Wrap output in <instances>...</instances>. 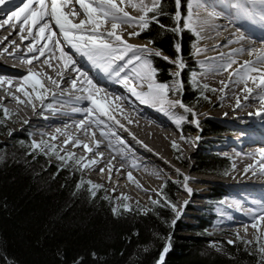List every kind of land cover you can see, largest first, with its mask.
I'll return each instance as SVG.
<instances>
[{"label":"bare ground","instance_id":"bare-ground-1","mask_svg":"<svg viewBox=\"0 0 264 264\" xmlns=\"http://www.w3.org/2000/svg\"><path fill=\"white\" fill-rule=\"evenodd\" d=\"M58 2L61 11L68 14L73 23L78 24L85 19L83 10L75 0ZM145 2L150 6L151 0ZM238 2L247 3L257 10L259 8L258 0H207L193 14L196 30L203 36L198 56L201 66L197 70L201 73L200 79L214 88L211 100L206 101L209 108L202 116L213 113L226 121L219 131L228 133L211 138L208 142L212 148L224 150L236 160L235 169L225 181L189 175V171L196 168L189 163V156L200 141L198 133H187L189 126L186 119L192 114L179 106L172 107L166 101H153L145 97L149 102L144 103L121 82L128 75L130 87H134L137 92L148 91L146 85L141 86V82L131 75V68L136 63L133 61L132 65L127 64L133 58L131 52L123 60H114L110 65L103 61L94 63L71 48L63 40L58 26L48 17L31 26V33L30 21L29 24H23L24 31L21 32L22 21L11 15L22 7L21 0H4L0 3V106L12 103L11 108L5 106L15 117L12 121L21 129L32 131L34 142L41 146L50 140L55 149L61 150L64 155L73 153L76 157H84L82 163L97 161L85 167L89 177L94 183L109 185L129 201L134 202L141 195L146 200L152 199L163 180L172 176L185 175L189 180L187 187L192 189L189 193L183 188L187 194L177 199L180 205L188 202L192 193L204 196L214 184L223 185L226 190L218 215L222 232L232 231L250 237L253 241L258 239L263 242L264 219H260V216L264 215V169L259 162L262 160L260 150L264 146L261 149H245L257 142L264 145V102L260 99L264 96V88L258 86L261 74L250 73L257 79L256 83L247 81V87L253 90L249 94L245 90V82L234 73L245 61L255 62L264 51V25L258 18L240 14L232 6ZM45 4L50 7L51 0H45ZM194 5H197L196 1ZM120 6L132 17L142 15L138 8L131 6L129 0H124ZM213 11L219 15L210 17L208 13ZM45 23L50 25L51 31L45 29L41 34L40 27ZM110 27L111 21H106L104 29L110 30ZM118 31L128 43L147 45L149 49L156 50L150 42L141 38L142 34L128 35L134 31L140 32L134 23L120 24ZM241 35L244 39L238 40ZM55 41L60 42L59 47L55 46ZM30 48L32 51H29ZM41 48L44 49L43 55L39 51ZM61 48L75 61L74 66L65 67V61L59 59ZM237 49L243 50L234 51ZM249 52L253 54L249 55ZM231 60L236 63L226 68ZM251 66L264 70V64L253 63ZM58 71L62 73L63 79L57 76ZM30 72L34 79L48 89L47 92L43 89L35 92L32 90L30 82L24 79ZM117 72H120L119 76ZM48 77L57 80L60 86L55 87ZM88 79L95 85V89L86 83ZM73 80L76 81L75 87L72 85ZM155 80L161 83L157 75ZM20 88H24L30 95L26 96ZM83 89L92 92L98 105L84 99L88 92ZM38 94L43 96L42 101L36 99ZM176 94L177 91H170L167 101L179 99ZM14 97L20 101L31 98L32 104L18 103ZM89 108L95 109L91 117L86 116L85 112ZM100 108L105 109L112 119L103 115ZM181 116L184 119L177 124L176 120ZM95 118L103 122L101 126L92 122ZM82 120L88 125L87 133L77 126ZM101 131L109 134L102 135ZM69 138L71 140L66 144L65 140ZM75 140L87 144L92 151H87L83 146H74L72 141ZM173 142L179 146V150L183 149V160L175 155ZM173 159L188 171L181 170L172 162ZM101 169L104 171L101 172ZM244 206L253 209L244 210ZM253 224L257 227H253Z\"/></svg>","mask_w":264,"mask_h":264},{"label":"trees","instance_id":"trees-1","mask_svg":"<svg viewBox=\"0 0 264 264\" xmlns=\"http://www.w3.org/2000/svg\"><path fill=\"white\" fill-rule=\"evenodd\" d=\"M189 1L180 0L177 22L175 0H161L159 23L151 22L141 38L172 56L178 55L175 44L180 43L186 64L180 73L181 98L198 109L204 104L191 81L197 37L183 28ZM177 26L179 33L167 30ZM153 64L160 82L168 84L163 81L172 80L173 65L157 56ZM219 129L207 118L200 130L206 136ZM197 161L203 172L227 169L230 163L216 153L203 154ZM81 182L72 169L47 161L28 139L13 133L0 111V264H157L169 238L164 264H264L263 256L238 240L229 243L225 238L174 231V227L205 231L211 225L206 214L198 215L196 223H173V212L164 200L127 211L103 190ZM174 191L170 183L165 186L167 200Z\"/></svg>","mask_w":264,"mask_h":264},{"label":"snow or ice","instance_id":"snow-or-ice-1","mask_svg":"<svg viewBox=\"0 0 264 264\" xmlns=\"http://www.w3.org/2000/svg\"><path fill=\"white\" fill-rule=\"evenodd\" d=\"M4 0H0V3H3ZM22 7L17 8L16 11L12 12V17H15L17 20L22 21L21 32L24 31L23 24H29V32L31 33V26L39 24L41 21L45 20L48 17L50 20L54 21L55 25L58 26L59 31L63 37V40L76 52L81 53L84 56H87L89 60H92L94 63L97 61H103L107 64H111L114 60H123L125 56L131 52L133 54V58L129 59L127 64L132 65L133 61H135V66L131 68V75L141 82V86L146 85L148 91L147 92H137L134 87L129 86V76L126 75L123 80L121 81L126 87H128L129 91H131L134 95H136L142 102L147 103L149 99L153 101H166L172 107L179 106L185 112L192 114L195 116L193 108L184 105L181 99L167 101V95L170 91H179L183 87V83L180 80L174 81V84L170 86L166 83H158L155 80V76L157 73V69L153 66L152 60L150 59L151 56L161 57L162 59L169 61L170 63L175 64L178 68V71L173 73V76L176 78L180 77V70H183L186 67V64L180 55L181 52V45L180 43L175 44V49L177 52V58L175 61L170 60L169 57L163 56L161 51H153L149 49L147 45H134L127 42V40L122 38V34L118 31L120 28V24H135L140 28V31L147 30L149 24L151 22L159 23L158 17L161 15V0H151L150 6L149 3H146L145 0H129L131 6L133 8H138L142 15L139 17H132L127 11L124 10L120 4L124 3V0H120V3H117V0H75V3L79 5V7L83 10V15L85 16L84 20H81L78 24L73 23L69 18L68 14H65L61 11V4L58 0H51L50 7L45 4V0H21ZM177 11L175 13V19L177 22L181 20V13L179 11L180 7V0H175ZM197 6L201 3L206 4L207 0H196ZM259 8L258 10L255 8H251L247 3H236L232 6L237 8L238 12L248 18H258L260 23L264 25V0H258ZM33 5H35L33 7ZM95 5V6H93ZM192 2H189V13L188 17L183 24L184 29H189L196 34L199 38L200 33L196 30L195 22L193 20V13L191 11ZM151 13V16L149 14ZM72 15H76V13H72ZM210 17H214L219 15L217 12L213 11L208 13ZM106 21H111L110 30L104 29V25ZM5 23L7 24L8 21L6 20ZM87 25V27H86ZM164 27V26H161ZM45 29L51 31V27L49 24L45 23L40 27V33L43 34ZM104 29V30H102ZM173 32H181L182 29L177 26L172 29H167ZM140 32L134 31L129 33V36H137ZM23 39V37H22ZM244 37L241 35L238 37V40H243ZM60 42L55 41V46L59 47ZM243 49H237L234 51H242ZM29 51H32L30 48ZM41 55L44 54V49H39ZM61 55L59 57L60 60L65 61V67L68 65H75V61L72 59L68 53L64 52L63 49H60ZM255 50H253L254 52ZM199 52V49H197ZM253 52H249V55H252ZM140 53V55H137ZM31 62V61H29ZM45 63H49V61H45ZM236 63L235 60H231L225 67L230 68L232 64ZM253 63H260L264 64V51L261 52L260 56L257 57L255 62L252 61H245L240 68L235 70V75L239 76L240 80L245 82V90L251 94L252 89L247 87V81L251 80L253 83H256V76L250 75V73H260L261 77L259 80V87L264 88V70L256 67H252ZM51 66V65H49ZM78 71V69H77ZM86 75V74H84ZM117 76L120 75V72L116 73ZM57 76L60 79H63L62 73L57 72ZM25 81L30 82L32 90L35 92L38 89H43L45 92L48 89L44 88V85L37 79L33 78V74L30 72L28 76L24 77ZM50 82L55 86L59 87V83L57 80L53 79L52 77H48ZM195 79V78H193ZM86 83L92 85V88L95 89V85L92 84L90 79L86 80ZM73 87L76 86V81H72ZM207 88V85L203 86ZM20 91H24L26 96L30 94L25 91L24 88H20ZM84 91L88 92V95L84 97V99H88L92 101L93 104L98 105V101L93 98L92 92L88 89H83ZM97 91H99L97 89ZM148 97L149 99H145ZM18 103H28L32 104V99H28L27 101H20L18 97H14ZM36 99L43 100L42 95H37ZM247 99V97H245ZM261 101L264 102V96L260 97ZM237 106H239V98H237ZM34 107V105H33ZM95 111L93 108L86 109V116L91 117L92 113ZM99 111L103 113V115L108 116L109 119H112L109 116L108 112L100 108ZM5 115L8 114V110L4 109ZM184 119L183 116L177 118L176 123L179 124ZM92 122H94L98 127L102 125V121L99 118H95ZM197 126L199 124L198 121H194ZM27 123V121H25ZM78 127L82 128L86 133L88 131V125L85 124V121H79ZM59 131V130H58ZM102 135H108L109 133H105L101 131ZM94 135V133L92 134ZM55 139V137H53ZM71 138L65 140V143H69ZM43 143V142H42ZM74 146H83L87 151H92V149L87 145L83 144L79 140L72 141ZM98 146V145H97ZM32 147L34 149L40 148L41 145L33 142ZM53 152H56L54 145H47ZM172 147L174 149L179 150V146L173 142ZM58 158L61 161H65L66 159H75L73 153H67L66 156H60L59 153H56ZM102 155V154H101ZM260 155L262 160L259 162L262 169H264V149L260 150ZM85 160L84 157H80L77 160V163L80 164L81 167H89L97 161L89 160L87 163H82ZM252 167V165H249ZM247 170V169H246ZM104 170L101 169V172ZM179 171V170H177ZM129 179L131 180V173L128 174ZM188 178L185 177V180ZM83 183V181L81 182ZM89 184L92 185V190L98 189L101 185L92 184L91 181H88ZM79 187V185H78ZM184 187L186 190L191 193L192 189L187 187L185 183ZM95 192L93 191V195ZM123 199L127 200V197H122ZM153 203H159V201H153ZM187 203V202H185ZM125 210L131 211V208L128 205L123 206ZM173 209L175 210V205H172ZM113 212L116 213L117 209H113ZM180 213L177 212V216L179 217ZM260 219H264V215L260 216ZM175 223V221H173ZM253 227H257L256 224H253ZM229 243H232L229 241ZM248 243H251L250 241ZM170 248V238L169 243L164 247L162 253L159 256L157 264H164L165 262V255L169 251ZM259 251L264 254V247L259 248ZM95 255V254H93Z\"/></svg>","mask_w":264,"mask_h":264},{"label":"rangeland","instance_id":"rangeland-1","mask_svg":"<svg viewBox=\"0 0 264 264\" xmlns=\"http://www.w3.org/2000/svg\"><path fill=\"white\" fill-rule=\"evenodd\" d=\"M195 1L196 0H191V2H192L191 11L193 12V14L195 12L199 11V9H200V6L194 5ZM187 9H188L187 15H186L185 19L183 20V24L188 17L189 4H188ZM149 16H151V13L149 14ZM194 21H195V19H194ZM139 30H140V28H139ZM142 33H143V31H140V34H142ZM146 40H148V39H146ZM202 43H203V36L200 33L199 38L197 37V41H195V43H194L195 47H196V49H195L196 55L194 58V69L191 73V81L194 84L196 91L199 93V95L201 97L200 102L203 103L204 106H202L201 108H198V109H194L190 105H186V106L193 108V111L195 113V116L192 115V116H190V118L187 117V119H186V124L189 126L187 129V133L191 134V135L198 133L200 136V141L195 145L196 146L194 148L195 151L191 154V156H189V163L192 166H195L197 169L196 168L191 169L189 171V175L190 176L191 175L197 176V177L211 178V179L213 178V179H216L218 181H225L228 178V176L231 174L233 169H235V167H236V166L233 167L234 159L231 155H224V156H227L229 158L230 164H231L230 167L227 169L218 167L215 169V172H213V171L212 172H203V171H199V169H198L199 164H198L197 159H198V157L202 156L203 154L216 153V154L223 155L220 150L212 148L213 146L208 142V140L211 138L221 137L223 135L228 134V133H226V131H221L217 134H212V135L209 134V135L204 136V135H202V132L200 130V129H202L204 121L207 118H211V119L215 120L222 127L226 123V121L216 117L213 113L202 116L203 112H205L209 108V104L207 102L209 100H211V98L213 96L212 92L214 91V88H212V86L210 84H208V83H206L200 79L201 73L197 70L201 66L200 61H198L199 52H197V49H199V47L202 45ZM155 51H160V50L156 48ZM161 53L163 56L169 57L170 60H172V61H175L177 58V56H172V55H170L168 53H164L162 51H161ZM153 56L150 57V59L152 60V63H153ZM171 64L173 65V67L171 69V72L173 75V73L178 71V68L175 66V64H173V63H171ZM153 66H154V64H153ZM195 66H196V69H195ZM181 71L182 70H180V73H181ZM193 78H195V79H193ZM177 79L180 80V77L176 78L173 76L172 80L168 81V84L170 86H172L174 84V81H176ZM204 85H207L208 87L204 88L203 87ZM180 91L181 90L177 91L176 96L182 100ZM1 94L3 96H6L4 93H1ZM5 106H7L8 108H11L12 103H7ZM5 106H3V105L0 106V111L2 113V116L4 117V121L6 123H8V125H9V127L13 133H18V134L22 135L24 138L28 139L30 142V145L32 146V143L34 142L33 132L29 131V130L27 131L24 128L21 129V127H19L15 122H13L12 120L15 117L13 114H11V112ZM4 109L8 110L7 115H5ZM194 121L199 122L198 126ZM4 139L8 140V137H4ZM47 142L48 143H46V145H43L40 148L35 149L36 151L40 152L43 155V158L47 159V161H52L57 165H59V164L65 165L68 168L72 169L76 173L77 177L80 178L81 181L86 183L90 189H92V185L89 184L88 181H91L92 184H95V185H101L100 188L94 189V190H103L106 194L113 197L117 201L118 205L119 204L120 205L126 204L130 208L132 206L146 208V207H152L154 204H156V203H153V201L164 200L168 203L169 208L173 212L172 222L173 221H175V222L176 221H186L189 223H196L198 215L206 214L207 218L211 221V225L205 231H202V232L177 231L176 227H174V231L177 233H180L181 235L185 234V235L194 236V235H198V234H203L204 236H208V237H212V238H225L228 241L238 240V241L242 242L244 247L246 249H248L249 251H251L252 253H256L257 255L264 257V254H262L259 251V248L264 247V241L260 242L258 239L256 241H253V239H251L250 237H248V238H250V239H248L247 236L240 234V233H235L232 231L222 232V229H221L222 227L219 225L220 221H219L218 215L221 213L220 202L223 201V199H224L223 192L226 190V188L223 185L214 184L207 191V193L204 196L203 195L201 196V194H198V193H192L189 196L188 202L184 203V205H180L179 203H177V199H179V197H181L182 195L187 194V192L183 188H184L185 183L187 184L189 182V180L188 179L185 180V177H186L185 175L178 176V177L172 176L170 179L163 180V182L161 183V187L158 190L156 196H154L152 199L146 200V198H144V196L141 195L140 199H136V201L132 202V201H129L128 199L127 200L123 199L122 198L123 194L114 191L109 185H102V184L94 183V180L89 177L88 172L85 169V167H81L80 164L77 163V160L79 159V157H76L75 154H74L75 159H66L65 161H61L58 158L56 153H59L60 156H66V155H64L61 152V150H59V149L58 150L55 149L56 152H53L50 148L47 147V145H53V143L50 140H47ZM216 143H219V142H216ZM247 149L248 148L246 147L245 151H247ZM174 151H175L174 153H176L175 155L177 156V158L179 157L181 160H183V157L185 156L183 149H181V148H180V150L174 149ZM172 162L176 166H178L181 170H183V171L187 170L184 165L179 164L178 162H176V160L173 159ZM219 175H221V176H219ZM168 183L173 185L175 188L174 194L168 198L169 200H167L165 193H164V188ZM172 205H175V210L173 209ZM243 209L244 210H251L253 208L249 207V206H244ZM177 212L180 213L179 217L177 216ZM171 225H173V224H171ZM232 229H234V228L232 227ZM249 241L251 243H248Z\"/></svg>","mask_w":264,"mask_h":264}]
</instances>
